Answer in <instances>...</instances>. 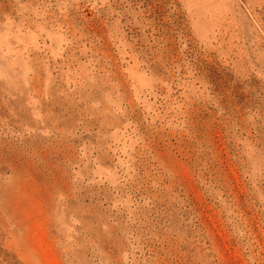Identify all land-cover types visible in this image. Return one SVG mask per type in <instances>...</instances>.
Returning a JSON list of instances; mask_svg holds the SVG:
<instances>
[{
    "label": "rangeland",
    "instance_id": "obj_1",
    "mask_svg": "<svg viewBox=\"0 0 264 264\" xmlns=\"http://www.w3.org/2000/svg\"><path fill=\"white\" fill-rule=\"evenodd\" d=\"M0 264H264V0H0Z\"/></svg>",
    "mask_w": 264,
    "mask_h": 264
}]
</instances>
